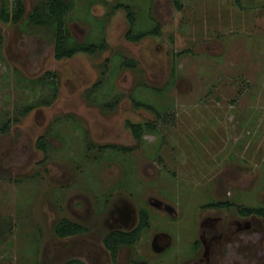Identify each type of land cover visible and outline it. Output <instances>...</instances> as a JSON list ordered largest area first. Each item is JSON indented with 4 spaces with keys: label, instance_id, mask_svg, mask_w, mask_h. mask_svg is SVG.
<instances>
[{
    "label": "rangeland",
    "instance_id": "rangeland-1",
    "mask_svg": "<svg viewBox=\"0 0 264 264\" xmlns=\"http://www.w3.org/2000/svg\"><path fill=\"white\" fill-rule=\"evenodd\" d=\"M67 24L104 48L58 60L51 32L0 20V124L19 116L0 132V264H113L103 236L140 208L118 264H264V216L238 211L264 209V0H75ZM127 121L151 126L136 139ZM61 217L87 231L58 239Z\"/></svg>",
    "mask_w": 264,
    "mask_h": 264
},
{
    "label": "trees",
    "instance_id": "trees-1",
    "mask_svg": "<svg viewBox=\"0 0 264 264\" xmlns=\"http://www.w3.org/2000/svg\"><path fill=\"white\" fill-rule=\"evenodd\" d=\"M13 7H9V2L6 0H2L0 4V20L7 22H18L25 17V22L28 26L43 29L48 31V33L53 34V43H54V57L56 59L62 58H71L78 52L83 53H94L98 50H102L105 46L103 39L100 41L95 40H87V41H78L76 40L70 33L69 28L67 27V15L73 8L75 0H35L32 8L26 13V9L22 0H13ZM116 6L122 7L126 11L127 20L132 27L135 22V14L132 10L131 6L126 3H117ZM130 30L127 31V38L131 40H138L142 38L145 34L138 32L135 35H130ZM150 32H156V28L151 30ZM47 33V34H48ZM125 66L134 67L137 62L135 60H126L124 63ZM53 75V72H50ZM41 83H44V79H40ZM56 91V87L54 86V91ZM55 93H53L54 96ZM49 100H42L32 104H28L24 108L21 109L20 114H27L32 107L37 106L38 104L44 103L49 104ZM135 105L143 108H147L153 111L156 109L149 103L143 102L141 100H135ZM19 114V115H20ZM158 114V113H157ZM159 115V114H158ZM19 120V116H15L11 119H7L6 121L0 124V132H7L10 128V124L17 122ZM126 125L131 129L134 137L136 139H140L145 127H150L151 124H141V123H133L131 121H127ZM36 146L41 149L44 153H46L48 147L47 142L40 136L36 141ZM115 149H123L127 150V147H122L115 145ZM230 205L232 203L229 202H217L211 203V206L218 205ZM238 211L241 215L249 216L252 214H257L260 216H264V209L262 208H253L247 206H240ZM141 222L137 228L130 232H122V231H114L107 235L105 239L106 246L112 251L113 256L116 255L117 249L121 245H133L139 235L141 227L146 224V214L141 211L140 212ZM85 228L80 224L70 221L68 219H61L55 226V234L57 236H66L69 234L80 233ZM65 264H80L77 260H69Z\"/></svg>",
    "mask_w": 264,
    "mask_h": 264
},
{
    "label": "flooded vegetation",
    "instance_id": "flooded-vegetation-1",
    "mask_svg": "<svg viewBox=\"0 0 264 264\" xmlns=\"http://www.w3.org/2000/svg\"><path fill=\"white\" fill-rule=\"evenodd\" d=\"M67 27H68V24H67ZM69 28V27H68ZM69 30H70V28H69ZM70 33H71V30H70ZM71 35L73 36V34L71 33ZM74 37V36H73ZM59 60V59H58ZM132 122V121H131ZM133 123H135V122H133ZM128 127V126H127ZM130 129V128H129ZM130 131H131V129H130ZM144 131V130H143ZM132 132V131H131ZM133 134V133H132ZM41 136H43V135H41ZM142 136V135H141ZM40 137V136H39ZM38 137V138H39ZM38 138H37V140H38ZM43 138L45 139V137L43 136ZM36 140V141H37ZM45 141L47 142V147L49 146V141H47L46 139H45ZM115 145H118V146H121V145H119V144H109V145H104V146H99L98 148L99 149H104V148H112V149H114L115 150ZM122 147H125V146H122ZM128 148V147H127ZM43 152V151H42ZM47 152V151H46ZM156 203V206L155 207H157V208H163V209H165V211H167V212H172V207H169V206H167V205H162L161 203H159V202H155ZM118 211H119V214H118V217H116L115 218V221H120L121 223H126L129 219H130V217H129V215L127 214V212H125V210H123V209H119L118 208ZM141 211H143L145 214H146V224H144L142 227H141V229H140V232H139V235H138V238H137V240H136V242L134 243V244H136L137 242H138V239H139V237H140V235H141V233H142V231L144 230V229H146V228H148L149 227V214H148V211L145 209V208H140L139 210H138V213H137V219H138V221H137V223H136V225L135 226H133V227H131V228H129V229H119V228H113V229H110L109 231H107L106 233H105V235L103 236V239H102V243H103V246L105 247V249L108 251V253H109V256H110V260H111V262L113 263V264H118V256H119V253H120V250H121V248L122 247H125V246H132V245H121V246H119L118 247V249H117V252H116V255H114L113 256V254H112V251L106 246V244H105V239H106V237H107V235L109 234V233H111V232H114V231H122V232H130V231H132V230H134L135 228H137L138 226H139V224H140V222H141V217H140V212ZM63 218H65V219H68V220H70V221H73V222H76V223H78V224H80L81 226H83L84 228H85V230H83L82 232H80V233H76V234H69V235H66V236H57L56 234H55V226H56V224L61 220V219H63ZM58 222L55 224V226H54V234H55V236L58 238V239H68V238H70V237H73V236H78L79 234H82V233H85L86 231H87V227L86 226H84L82 223H79V222H77V221H74V220H71V219H69V218H66V217H61L59 220H58ZM233 223H236V224H238V225H240V227H241V223L240 222H238V221H235V222H233ZM247 227V226H246ZM219 233V232H218ZM216 234L217 233H213L212 234V236H211V238H214L215 236H216ZM163 235H165V237H167V238H163V240L164 239H166V242L164 243V242H162L161 244L160 243H158V242H160V240L162 239V236ZM201 238H202V236H201ZM203 241V243H204V247H205V250L207 251V248L210 246V243H209V239H206V240H202ZM154 243H156V245H152L153 246V248L155 249V250H159V251H162V249L166 246V244L168 243V236L165 234V233H163V232H161V233H157L156 235H154V237H153V244ZM133 244V245H134ZM157 250V251H158ZM205 253V252H204ZM69 260H77V261H79L80 262V264H83L78 258H68L66 261H64V263L63 264H65L67 261H69ZM203 260V259H202ZM202 263V261L200 260L199 262L198 261H196V262H194V264H201ZM204 264H210V263H207V262H205Z\"/></svg>",
    "mask_w": 264,
    "mask_h": 264
}]
</instances>
